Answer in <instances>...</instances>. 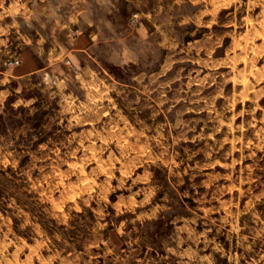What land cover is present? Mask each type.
<instances>
[{"label":"rangeland","instance_id":"1","mask_svg":"<svg viewBox=\"0 0 264 264\" xmlns=\"http://www.w3.org/2000/svg\"><path fill=\"white\" fill-rule=\"evenodd\" d=\"M150 12L136 63L0 41V264H264V0Z\"/></svg>","mask_w":264,"mask_h":264},{"label":"crops","instance_id":"2","mask_svg":"<svg viewBox=\"0 0 264 264\" xmlns=\"http://www.w3.org/2000/svg\"><path fill=\"white\" fill-rule=\"evenodd\" d=\"M142 3L143 0H0V41L17 32L22 45L21 63L14 69L18 75L40 70L47 66L46 60L67 58L78 67L83 55L97 59L103 54L114 65L136 63L142 45L157 31L152 28L157 23L153 24L151 12L135 27L128 24L129 13ZM36 35L38 40L33 38Z\"/></svg>","mask_w":264,"mask_h":264},{"label":"built area","instance_id":"3","mask_svg":"<svg viewBox=\"0 0 264 264\" xmlns=\"http://www.w3.org/2000/svg\"><path fill=\"white\" fill-rule=\"evenodd\" d=\"M137 17H138L137 13L132 14V16L130 17V22L135 23L137 21ZM11 63L18 64L19 60L14 59Z\"/></svg>","mask_w":264,"mask_h":264},{"label":"bare ground","instance_id":"4","mask_svg":"<svg viewBox=\"0 0 264 264\" xmlns=\"http://www.w3.org/2000/svg\"><path fill=\"white\" fill-rule=\"evenodd\" d=\"M133 133V132H132Z\"/></svg>","mask_w":264,"mask_h":264}]
</instances>
